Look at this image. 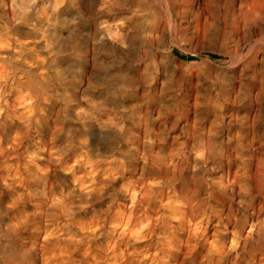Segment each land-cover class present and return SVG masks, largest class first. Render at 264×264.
<instances>
[{
    "label": "rangeland",
    "instance_id": "374dc122",
    "mask_svg": "<svg viewBox=\"0 0 264 264\" xmlns=\"http://www.w3.org/2000/svg\"><path fill=\"white\" fill-rule=\"evenodd\" d=\"M46 1L37 0L39 12L28 22L43 26L50 21L46 38L34 40L40 58L56 75L52 82L60 85L59 103L45 132L43 169L24 164L28 157L17 152L3 156L8 144L0 138V241L19 247L15 264H109L111 160L120 164L114 185L121 197L128 176L121 161L130 170L136 167L139 175L148 168L149 148L166 152L173 137L184 141L192 131L224 135L230 126L228 116L220 114L216 77L233 82L238 68L220 52L221 37L198 35L191 21L183 20L188 38L177 40L173 51L161 48L167 70L143 81L148 72L134 68L123 47L113 42V29L126 19L110 23L108 32L104 20L109 17L97 18L88 4L69 0L49 20L40 13ZM189 83L191 110L185 113L181 103L169 111L172 97H183ZM133 96L138 104L127 103ZM129 110L136 112L135 123L128 119ZM161 112L166 115L157 121ZM104 122L112 134L101 135ZM121 125L123 133L118 132ZM86 133L91 134L87 139ZM89 177L98 184L88 202Z\"/></svg>",
    "mask_w": 264,
    "mask_h": 264
},
{
    "label": "bare ground",
    "instance_id": "6f19581e",
    "mask_svg": "<svg viewBox=\"0 0 264 264\" xmlns=\"http://www.w3.org/2000/svg\"><path fill=\"white\" fill-rule=\"evenodd\" d=\"M79 1L83 5L88 4L95 17H109L104 20L107 23L104 28L108 32L112 31L110 23L126 19L121 22L123 26L116 25L113 29V42L123 47L125 55L134 61V68L148 72L142 75L143 81H151L167 70L160 60L161 48L173 51L177 40L188 38L183 20H190L198 35L222 38L220 52L229 58V64L238 68L233 82L216 77L218 99L222 102L220 114L228 116L230 127L221 137L211 130L192 131L184 141L173 137L175 143L166 152L149 148L148 168L139 175L136 167L130 170V164L121 161L123 173H128L120 186L121 197L114 185L117 181L114 174L120 164L116 159L111 160L110 197L114 214L110 220L109 264H175L177 236L185 241L183 250L186 254L189 238L195 240L201 234L207 239L215 237L216 246L221 248L226 245L227 236L216 229L235 231L239 217L229 220L216 215H197L202 207L201 193L207 185L196 182L195 177L203 173H193L192 166L196 160L189 154V149L193 145H203L209 153H214L215 158L208 159L209 169L226 157L231 160L229 151L234 152L238 142L232 137L246 135L247 129L241 133V127L251 123L247 118L241 120L245 114L236 110L248 103L249 92L255 98L252 118L264 119V33L254 31V24L245 27L235 20L223 0ZM67 2L69 0H47V7L40 9V13L49 20L50 14L56 18L55 15L66 7ZM37 3V0H0V138L8 144L7 149L1 152L3 156L17 152L19 156L28 157L24 164L43 169L47 163L45 132L51 126L49 117L55 113L59 103L60 85L52 82L56 75L46 67L45 60L36 51L39 41L34 39L46 38L50 24V21L43 26L28 22L37 11ZM126 12L130 15L127 16ZM16 19L18 22H14ZM24 24H28L29 29ZM261 126L264 125H257ZM144 137L151 139L149 134ZM229 139L232 140L231 149L227 144ZM1 146L2 143L0 150ZM251 151L254 155L249 162L259 170L264 163V145L256 142ZM93 170L92 166L90 174ZM229 171L231 178L235 179L237 168L233 166L223 172H209V183L213 180L227 183ZM94 178L85 180H90L86 191L88 202L97 189L98 182ZM212 207H215L214 201ZM181 225L183 229L176 232ZM195 251H199V246ZM215 264H264V253L256 251L253 256L240 260L233 255L231 261L218 256Z\"/></svg>",
    "mask_w": 264,
    "mask_h": 264
},
{
    "label": "clouds",
    "instance_id": "9594fccd",
    "mask_svg": "<svg viewBox=\"0 0 264 264\" xmlns=\"http://www.w3.org/2000/svg\"><path fill=\"white\" fill-rule=\"evenodd\" d=\"M223 3L230 7L235 20L242 22L245 27H252L254 24V31L264 33V0H223ZM237 4L239 5L238 7ZM129 71H132V69L129 68ZM242 86H244L243 82ZM192 88L193 85L189 83L183 97L174 95L172 97L173 108L169 111H175L176 106L183 103L185 113L189 112L191 104L188 101L190 100ZM170 91L178 93L179 90L172 88ZM254 99L249 92L248 103L238 106L236 109L245 114L240 117L241 120L247 118L251 120V123H246V126L241 127V133H245L247 129L246 135L232 137L238 142L235 145V151H229V156L232 157L231 160L226 157L224 161H217L214 167L209 169L208 159L210 157L214 159L215 154L209 153L208 149L203 145L199 147L193 145L189 149V154L194 155L196 160V163L192 166L193 173H203V175L195 177L196 182L201 185H207L202 190V207L197 215H216L218 217H226L229 220L239 217L235 225V231L216 229L218 233L224 232L227 236V243L221 248L216 246L215 237L207 239L205 235L201 234L195 240L189 238L187 241V254L183 250L185 241L180 240L177 236L175 264H215L218 256H222L226 261H231L233 255L237 260H240L242 257L253 256L256 251L264 253V163H262L259 170H256L249 162L254 155L251 151L254 143L258 142L264 145V126L257 127L258 124L264 125V119L260 117L252 118L255 113ZM127 103L138 104V97H130ZM165 115L166 113L161 112L155 119L160 121ZM135 116L136 112L129 110L128 119L133 123H135ZM106 125L107 122L101 125L99 129L101 135L104 133L112 134ZM118 132H124L123 125L118 128ZM88 135L91 134L86 133L85 139H87ZM81 143H84V141ZM227 144L229 149H231L232 140L229 139ZM222 164L223 168L221 167ZM233 166L237 168L235 179L231 178L229 171L227 183L215 180L209 183V172H223L225 168L230 170ZM213 201L215 202V207H212ZM209 208H211V211H209ZM176 218L172 217V219ZM182 229L183 225L177 228L176 232ZM197 246H199V251H195ZM19 252L18 246L12 247L0 241V264H15ZM193 252H195V255H193Z\"/></svg>",
    "mask_w": 264,
    "mask_h": 264
}]
</instances>
